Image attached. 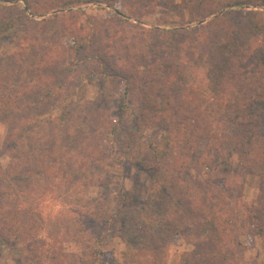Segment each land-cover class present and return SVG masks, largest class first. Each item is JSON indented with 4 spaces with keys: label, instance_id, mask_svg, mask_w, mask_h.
I'll use <instances>...</instances> for the list:
<instances>
[{
    "label": "trees",
    "instance_id": "trees-1",
    "mask_svg": "<svg viewBox=\"0 0 264 264\" xmlns=\"http://www.w3.org/2000/svg\"><path fill=\"white\" fill-rule=\"evenodd\" d=\"M161 1L0 0V40L26 38L0 60V248L22 247L16 258L0 249V264H115L101 248L112 237L124 264H163L173 237L193 242L180 264H259L239 237L264 241V45L251 41L264 33V0H172L184 24L210 17L174 29L117 13L141 21ZM89 3L114 12L79 24L71 46L39 32L63 16L75 24ZM84 86L94 96L77 99ZM109 149L150 176L144 200L90 194L89 167ZM248 176L257 194L237 212Z\"/></svg>",
    "mask_w": 264,
    "mask_h": 264
},
{
    "label": "rangeland",
    "instance_id": "rangeland-1",
    "mask_svg": "<svg viewBox=\"0 0 264 264\" xmlns=\"http://www.w3.org/2000/svg\"><path fill=\"white\" fill-rule=\"evenodd\" d=\"M83 10L84 14L77 22L72 23V18L63 16L56 19L55 23H46L39 31L48 40L60 41L68 46L72 45V41L76 33L80 31L79 24H84V29L89 28L92 21L99 23L104 18L109 17L111 12H114L113 8L106 6L105 4L89 3L79 7ZM251 8H257L249 6ZM148 12L141 21H137L127 16L126 11L123 8L117 10V13L121 16H125L126 19L132 23L139 25L144 28H163V29H174L175 27H182L186 25H195V22L184 24L187 20V16H180V12L176 10L174 2L172 0L164 1L152 4L147 8ZM263 9V8H261ZM66 9H64L65 11ZM61 10H53L48 12V15L60 12ZM39 20L40 17H34ZM182 23L184 25H182ZM59 36V38H57ZM26 39V38H24ZM23 35L20 32H15L11 35L6 36L0 40V60L6 57H13L16 52L18 45L24 43ZM253 43L264 45V33L258 35L251 40ZM24 45V44H23ZM16 54V53H15ZM18 55V54H16ZM28 57L23 54L22 64L27 68ZM76 59L74 58L73 61ZM75 96L77 99H90L94 96V91L88 86L78 87L75 90ZM111 115H114L113 110L110 111ZM150 126L144 127V133L146 137L150 139H157L159 137V131L149 128ZM6 125L0 123V149L2 141L6 135ZM109 156L103 162H98L93 166L89 167L93 180L89 187L90 194L94 197L105 195L111 199V203L114 206H121L126 204L130 206L135 199L144 200L147 196V189L150 185V176L147 172L142 171L136 166L122 161V155H119L114 149H109ZM113 157L112 160L110 157ZM8 161L7 156L0 155V164L5 166ZM232 164L231 171L234 170L233 165L235 159L230 160ZM258 190V177L248 176L244 180L242 198L237 204L236 211L243 210V208L249 206L255 199ZM56 208V204L52 206V209ZM117 227V224H114ZM41 235L46 236L47 233L41 231ZM161 241V240H160ZM5 247L0 249L6 256L16 258L20 254L21 245L18 241L11 239H4ZM239 243L241 245V255L248 262L255 259L259 264H264V241L257 236L252 234H245L239 237ZM166 249L163 255V264H180L184 256L190 253L193 242L189 239H181L180 237H173L167 240L164 244ZM102 251L111 259L114 260L115 264H124L127 259L126 245L118 237H112L101 244ZM65 252H74L75 248L72 244L66 243L64 245Z\"/></svg>",
    "mask_w": 264,
    "mask_h": 264
},
{
    "label": "water",
    "instance_id": "water-1",
    "mask_svg": "<svg viewBox=\"0 0 264 264\" xmlns=\"http://www.w3.org/2000/svg\"><path fill=\"white\" fill-rule=\"evenodd\" d=\"M209 18H210V17H209ZM209 18H207V19H209ZM207 19L198 20V21L196 22V24H202V23H204ZM183 27H186V26L175 27V28H183Z\"/></svg>",
    "mask_w": 264,
    "mask_h": 264
}]
</instances>
